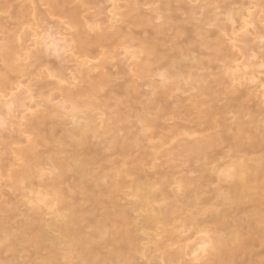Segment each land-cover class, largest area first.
<instances>
[{"label":"rangeland","instance_id":"obj_1","mask_svg":"<svg viewBox=\"0 0 264 264\" xmlns=\"http://www.w3.org/2000/svg\"><path fill=\"white\" fill-rule=\"evenodd\" d=\"M131 1L134 0H0L5 4V8L0 9V47L3 46V42L4 44L12 42L15 47L14 61L10 63L11 65L9 64V67L13 69L12 71L9 67H6L7 65H5L0 52V74L8 77L9 81L12 80L11 83L9 82L12 87L10 84L8 86L10 91L3 89V87L4 91L0 90V101L10 102L6 105L3 104V108L0 109L1 124L7 123V127H5L6 125H0V158L4 165L12 163L14 153L18 149H26L30 143L28 141L31 138L30 135L20 132V130L26 128L23 125L26 123L25 117L39 111L40 108L44 111V99L43 96H38L40 95L39 92H50L49 94L54 99L52 103L59 105L63 103L61 97L64 87L65 89L86 87L90 84V81L89 83L86 81L87 78L95 81L97 79V82L102 75L109 78V82L104 84L105 87L103 85L102 88L100 87L101 90L98 91L97 95V99L104 104L103 114L100 113L101 115L97 116V122L100 126L104 122L106 124L114 123L111 127L114 130L118 129V134L121 136L138 137L137 135L143 128V124L140 123L138 117L156 98L154 97L156 86L171 82L163 77L166 68H158L161 62L154 64L150 62V71L145 75H140L138 72L139 66L148 63L147 57L149 55L142 47L151 40L161 41V50L166 54L170 53L172 61L176 62L184 60L187 64H191L188 60L190 58L176 57L175 54L182 49H190L191 57H195L203 63V66L197 70L198 74L204 76L206 82L209 83V89L199 97L194 98V96L199 95V91L192 89L188 86L189 82L185 81L184 88L177 90L173 87L174 90L168 91L169 93L160 94L162 96L161 101L170 103L173 108L180 105L190 106L193 101H204L205 104L193 111V114L199 115V112L208 108L211 101L218 100L214 106L217 109L214 120H227L225 123L233 128L231 132L226 133V137L235 133L234 127L237 122L249 118L248 115L244 114L246 109L258 111L257 114L259 115L261 111L262 116L257 115L260 122L254 125H245V127L251 128L252 125L264 127V67H262L264 65V0H135L138 3V8L135 11H130ZM56 4L64 10L77 9L80 19H78L80 21L78 26L67 15L61 14L63 16L61 17L60 14L57 15L56 12H52L53 6ZM110 26L111 29H109ZM197 30H200L203 35L196 34ZM104 31H118L120 34L115 36L106 46H101L103 47H100L101 49H98V46V48L96 46L88 47L89 51H93V53L87 54L88 57L86 55L81 58L80 50L78 51L77 47L74 48L78 44L77 35L82 33L81 35L88 40H95L97 35ZM49 37L54 39H49ZM13 38L17 40L15 39V41ZM39 40L40 42H38ZM48 43L53 47L49 48ZM104 52L105 54H102ZM77 58L80 59L76 61ZM149 59H153V56H149ZM80 60L86 64L87 68L89 66L88 72L93 68L92 73L89 72L91 75L88 74L89 77L85 80L80 77L87 76V73L83 74L80 70H77L80 68L79 65L82 64ZM79 62L81 63L79 64ZM192 64H195V62ZM6 68H9L12 73L7 72V70L6 74ZM85 70L87 71V69ZM49 73L57 78H50ZM238 75H242L240 78L244 77L245 81L240 82ZM31 77L36 80L34 81ZM63 79L66 83L61 84L59 80ZM36 81H38L37 84H35ZM20 83L22 86L19 85ZM125 87L129 90L136 89L135 93L128 94L127 91H124ZM232 87L242 92L249 90L252 95L247 97L246 100L235 103L242 108L225 112L224 107L232 98L228 96L227 92ZM47 89H49V92ZM158 90L159 88H157V92ZM163 90L167 89L163 88ZM7 94L9 95L7 96ZM31 96L33 98H30ZM17 99L21 100V103L24 102L25 105L13 104V101L16 102ZM38 104L39 107L36 106ZM19 105L21 106L17 107ZM65 107L66 109L63 110L64 119H60V123L55 126L59 128V139H63L66 136V130L72 128L75 116L84 117L82 112L72 110L69 104H65ZM38 108L39 110H37ZM96 112L101 111L95 109L93 113ZM117 117H123L124 120L116 122ZM3 121L5 122L3 123ZM61 122H65L66 126L60 127ZM179 123L181 124L179 125ZM182 124L184 125L182 126ZM191 125L193 126L192 123L174 116H165L159 120L158 126L154 128L153 135L155 137L151 136L150 139L145 140L142 143L144 146L142 150L135 148L132 158H144L143 169L148 178L153 181L173 174L168 193L170 195L174 191L179 193L177 206L182 208L180 213L172 216L170 223L167 225L159 224L154 230L145 229L143 244H145V247H151L155 244H147L148 239L156 243L155 240L165 237L164 242H170L172 245L169 249L171 253L182 249L185 263L188 264L189 261H192V264H196L198 259L204 258L201 252L199 256L196 255L200 244L211 243L215 237L214 224L205 222L200 215H196L198 209L206 204L198 205L191 202L192 200L185 196L183 187L189 191L194 190L195 193L192 192L189 197L193 198L198 193V197L209 200L210 205L207 208L211 204L216 205L218 201H221L220 198L214 196V193L215 189L224 191L223 188L232 183V180L226 176L231 170L226 156L231 155L235 142H223L218 148V151L224 149L221 155L218 154L216 161L206 167L212 172L207 182L198 181L187 185L182 179L185 176L194 179L193 181L198 180L197 178L202 173L198 169L200 170L203 160H197L196 156L190 151L186 152L189 157H184L185 153L182 154L183 149L192 146L195 139L214 133L213 130L206 132L194 131L192 133L180 129L184 126L192 128ZM107 140L108 136L103 139H94L92 142L105 147ZM6 144L10 145L9 151L5 147ZM61 149L62 146L59 143L56 144V147L42 145L38 148V153L41 157L49 154H59L60 156L72 154L71 147L68 145L64 150ZM106 155L108 158L107 161L103 162V165L105 167L104 171L108 175L117 170L123 172L124 175L131 167L125 165L124 160L126 159L120 153L111 155L109 150H104V156ZM259 156L258 153L251 157L258 158ZM16 163L20 164V161ZM44 167L48 170L49 166L45 164ZM195 168L198 169L195 170ZM215 171H218V173ZM47 173L44 178H36L32 182H26L19 190H14L11 187L10 179L0 170V192H2L0 203H8L9 208L14 206L16 209L15 212L6 213L5 216L18 214L14 218L15 222L29 218L28 216L32 214L34 205L39 203L36 202L38 193L35 192L45 190L41 187V181L51 178L50 172ZM73 180L74 175L69 172L66 185H63V187L66 188ZM133 180V177H126V188H123L116 195V198L120 199L119 202L121 203L119 204L125 207L128 206V209L137 204V198L134 197L132 191ZM41 205L38 204L45 214L44 220L50 221L52 210L48 209L42 202ZM151 206L154 208V210L151 209L152 213H155L160 204L152 203ZM57 208L55 206L52 209ZM131 208L130 210L134 209L133 212L131 211L134 216H138V214L146 216L144 209H139L134 213L135 207ZM194 217L196 221L190 224V218ZM164 231L172 233V240L169 239L168 233H163ZM257 242L250 247L253 251L250 253L251 256L243 255L239 258V261L251 259L253 264H264V241ZM1 247H3V244H0ZM25 255H28L27 251ZM4 257L9 258L8 255ZM140 258L135 257L136 262L144 263L146 261L145 257ZM252 261L251 263L248 261L247 264H252Z\"/></svg>","mask_w":264,"mask_h":264},{"label":"bare ground","instance_id":"obj_2","mask_svg":"<svg viewBox=\"0 0 264 264\" xmlns=\"http://www.w3.org/2000/svg\"><path fill=\"white\" fill-rule=\"evenodd\" d=\"M1 8H5V4L2 2H0ZM129 8L130 11L137 10L138 3L135 0L131 1ZM53 11L57 15L60 14V16L61 14L67 15L78 26L80 19L77 9L64 10L56 4L53 6ZM109 29H111V26ZM81 34L77 35L76 40L78 44L75 42L77 46L74 44V48L77 47L76 49L80 50L81 54L77 52L82 58L87 54L93 53V51H89L88 47L98 46L99 48H97L101 49L103 48L101 46H106L120 33L118 31H104L103 33H99L95 40H88ZM196 34L203 35L200 30H197ZM13 39L11 41L14 42L16 38ZM32 44L34 43L32 42ZM43 45L42 48L44 47ZM161 46L162 42L158 40L146 42L142 48L147 52V55L153 56V59L150 60L148 56V63L139 66L138 72L140 75H145L150 71V62L151 64L161 62L158 68H166L163 77L165 80L168 79L171 82L156 86V91L154 92V97L156 98L151 101L150 105L138 117L140 123L143 124V128L137 135L138 137L121 136L118 134V129L114 130L111 127L114 123L106 124L104 122L100 126L97 122V116L103 114L102 108L104 106L97 99L98 91L101 90L102 85L104 86L105 83L109 82V78H105V75H102L98 82L97 79L96 81L91 78L89 79L92 81L88 80L87 77L91 75L90 73H92L93 68L89 73V66L87 68L86 64L81 60L82 64H80L81 62H79L80 65L77 64L83 72L80 68L77 70H80L83 74L87 73V76L81 74L83 76L80 78H84V80L87 78L86 81L88 83L90 81L88 86L75 87L76 89H65L64 87L61 97L63 98V103L59 105L55 104L56 106L52 103L54 99L49 94V89H47L49 93L39 92L40 95L38 96H43V108L45 107V109L43 111L40 108V111L38 108L37 110L39 111H36L29 117L27 116L28 118L25 117L26 123L23 125L26 128L20 130V132L30 135L31 138L29 137L30 140H28L30 143L29 145L27 143L26 149H18L14 153L13 161L9 165H4L0 158V170L10 179L11 187L14 190H19L26 182H32L36 178L42 179L47 172H50L51 178L41 181V187L45 188V190L35 193H38V200L36 202H39L40 205L42 202L48 209L52 210V218L50 221L44 220L45 214L41 211L42 205L39 207V203H36L32 209V214L28 216L29 218L15 222L14 218L18 214L5 216L6 213L15 212V207L10 206L9 208L8 203L1 202L0 244H3V247L0 248V264H187L184 261L182 249L175 253L169 251L172 245L170 242H164L163 239L165 237L158 240L154 239L156 243L148 239L149 243L147 242V244H155L151 245V247H145V244H143V232L145 229L154 230L159 224L167 225L174 214L182 211V208L177 206L179 193L176 191L172 195L168 193V188L172 184L174 175L171 174V176L166 178L153 181L148 178L143 169L144 158H132L135 148L142 150L144 148L142 143L150 139L151 136L155 137L153 135L154 128L158 126L159 120L165 116H174L193 124V126L191 125L192 128L180 127L181 130H187L192 133L194 131L206 132L209 130H213L214 132L213 134L195 139L192 146L184 148L183 152L181 151L183 155L185 153L184 157L188 158L189 155H186V152L190 151L196 156L197 160H203L201 168L198 167L200 170L195 168V170L198 169V171L202 172L201 176L199 175L200 177L197 178L198 180L193 181L194 179H189L185 176L182 179L187 185L197 183L198 181L207 182L212 172L206 167L215 162L218 154L221 155L224 149L222 148L221 151H218V148L223 142H235L231 155L226 156V158L228 157L229 166H231V170L226 176L232 180V183L226 188L222 187L224 191L215 189V193L213 192L214 196L220 198L221 201H218L216 205L211 204L207 208L210 205L209 200L198 197V193L193 198L189 197L194 190L189 191L185 187H183V192L194 204H206L203 205L204 207L198 209L196 215H200L203 221L214 224V229H212L215 237L210 244L215 246L216 251L211 258L228 260L232 264H247L249 263L248 261L251 263V259H247L246 262L239 261V258L243 255L251 256L250 253L253 251L250 247L256 241L260 243L262 240L264 241V127L253 126L255 123L260 122L257 119V115H259L257 114L258 111L246 109L244 114L248 115L249 118L237 122L234 127L235 133L226 137V133L231 132L233 128L225 123L227 120H214V116L217 114V109L214 106L218 100L211 101L208 104V108L205 111L199 112V115L193 114V111L205 104L204 101H193L190 106L180 105L177 108H173L170 103L161 101L162 96L160 94L172 90L173 87L177 90L184 88L185 81L189 82L188 86L192 89L199 91V95L194 96V98L199 97L209 89V83L206 82L205 77L199 75L197 72L203 66V63L195 57H191L190 49L185 48L175 53L176 57L190 58L188 60L191 64H187L184 60L181 62L172 61L170 53H164L161 50ZM14 50L15 47L12 42H6L5 44L3 42V46L0 47L1 56L5 65H7L6 67H9L10 63L14 61ZM102 54H105V52ZM194 62L195 64H192ZM9 68H6L5 72L13 70L10 68L11 71H9ZM2 76L0 77V90H9L8 86L12 80L9 81L8 77ZM240 76L238 75L239 78ZM238 77L236 78L237 80L239 79ZM64 79L66 80V78ZM239 80L241 82L244 80V77ZM19 85L22 86L21 83ZM59 87L58 89H60ZM125 88L124 91H127L128 94L135 93L136 89L129 90V88ZM157 88H159L158 92ZM163 88L167 90H163ZM227 93L232 98L226 103L224 107L225 112H229L235 108H242L235 103L246 100L247 97L252 95V92L249 90L242 92L235 87H232ZM30 98L33 97L31 96ZM17 101H13V104L25 105L24 102L21 103V100L17 99ZM9 103L0 101V109L3 108V104ZM65 104H69L70 108L76 112H82L84 117L75 116L72 128L66 130V136L63 139H59V128L55 126L60 123V119L65 117L63 113V110L66 109ZM36 106L39 107V104ZM94 108L96 111L100 110L101 112L93 113L95 111ZM148 110L150 111L147 112ZM259 113V116H262L261 111ZM1 119L0 125H6L5 121H3V125L1 124ZM123 120V117H117L115 121L120 122ZM250 124H253L251 128L245 127V125ZM65 126V122H61L60 127ZM106 136H108V140L105 147L92 142L94 139H103ZM57 143L62 146L61 150H64L67 145L70 146L72 154L69 156L49 154L45 157L39 155L38 148L40 146L56 147ZM5 147L8 151L10 150L9 144H6ZM104 150H109L111 155L120 153L124 156L126 159L124 160L125 165L131 166L124 175L119 170L114 171L111 175L105 173L103 162L107 161L108 156H104ZM258 153L260 154L258 158L251 157ZM17 161H20V164H17ZM45 164L49 166V171L44 167ZM69 172L74 175V180L65 188L63 185H66L67 174ZM215 172L218 173V171ZM126 177H133L134 179L132 191L134 197L137 198V204L133 206L135 207L134 213L139 209H144L146 216L138 214L135 217L132 213L133 207L129 206L132 209L130 210L128 206L125 207L119 204L121 202H119L120 199L116 198V195L123 188H126ZM106 179L109 181H106ZM1 193L0 199L2 197ZM152 203L160 204L155 213L151 211V209L154 210L151 206ZM55 206L58 208L53 210L52 208ZM194 221H196L195 217L189 220L190 224H193ZM163 233H168L169 239L172 240V233L168 231H164ZM26 251L28 255H25ZM5 255H8L9 258H5ZM137 256L141 258L142 256L143 258L145 257L147 262L141 263L139 259V262H136L135 257Z\"/></svg>","mask_w":264,"mask_h":264},{"label":"clouds","instance_id":"obj_3","mask_svg":"<svg viewBox=\"0 0 264 264\" xmlns=\"http://www.w3.org/2000/svg\"><path fill=\"white\" fill-rule=\"evenodd\" d=\"M206 244H208L209 247L206 249V253L205 251H201L204 258L197 260L199 261V264H232V262L228 260L212 259L211 257L214 255L216 248L210 243ZM188 264H192V261H189Z\"/></svg>","mask_w":264,"mask_h":264},{"label":"snow or ice","instance_id":"obj_4","mask_svg":"<svg viewBox=\"0 0 264 264\" xmlns=\"http://www.w3.org/2000/svg\"><path fill=\"white\" fill-rule=\"evenodd\" d=\"M89 27L91 28V26H89ZM49 39H54V38H53V37H49ZM48 47L51 48V47H53V45L49 44ZM262 67H264V65H262ZM49 76H50V78H52V79H56V78H57V77H56L55 75H53L52 73H49ZM60 83H61V84H64V83H66V81H65V80H60ZM222 175H223V173H222ZM208 247H209L208 244H206V243H201V244H200V247H199V250L196 252V255L199 256V254H200L201 251H205V253H206V249H207ZM196 264H199V261H197Z\"/></svg>","mask_w":264,"mask_h":264}]
</instances>
